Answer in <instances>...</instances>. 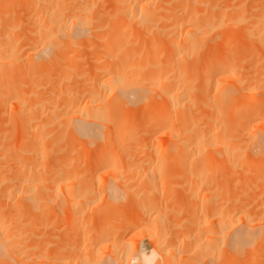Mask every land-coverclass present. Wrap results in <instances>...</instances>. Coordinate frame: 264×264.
I'll return each mask as SVG.
<instances>
[{
    "label": "bare ground",
    "instance_id": "1",
    "mask_svg": "<svg viewBox=\"0 0 264 264\" xmlns=\"http://www.w3.org/2000/svg\"><path fill=\"white\" fill-rule=\"evenodd\" d=\"M112 1L110 3L108 0H0V105H3L2 109L4 107V110L2 111L5 113L8 111L6 107L11 105V112L9 109L10 113L6 114L8 115V121L6 120V122L13 123V129L11 128V132L7 134L10 141L8 140L9 142L5 143L3 142L4 139H0L2 141H0V264H52L53 257L56 261L60 259L58 261L60 264H71V261L68 263L70 259H67L69 253L62 256L59 253L60 250H58L57 256H53L54 252L51 251L50 245L45 244L46 241H44L48 239V233H50L47 230L50 227V223L47 222L50 221L46 222V217L53 213L54 207H52L53 203L50 198V191H53V186L47 185V182L42 183L44 179L49 178L50 174V171L44 168L50 158L43 145L46 142V136H49L54 128L58 126L62 127L59 137H66L65 140L69 137L68 141L74 139L80 141L82 137L88 139V143H95L98 138L101 139L98 140L100 142L95 156L96 163L102 162V160L105 161L106 157H113L114 160L123 157L131 158L130 160H133L132 158L141 159L154 151L158 155L171 154L177 158H209L210 156L216 158L215 161L219 163L222 161L220 166L226 170L223 168H220V170L227 172L226 180L223 177L226 181L224 190L228 194L225 195V201H227L225 203L226 207H224V211L227 208L225 217L222 215L223 220L221 219L224 221H221V223H224L223 228H225L226 234L224 238L227 244L226 258L228 259H226L225 264L227 262L228 264H236L240 261L239 264H264V184L259 182L264 183L262 180L264 175L261 172L264 170V107L254 106L257 99L258 102L260 100L263 102L261 105H264L263 69L258 76L262 83L258 80L260 83L258 84V77L254 75L255 71L262 68L264 61L259 60V56H257L259 52L264 54V11H259L260 14L254 12L256 16L251 13L255 17V20L253 18L254 21L247 18L249 15L246 16L247 14H245L248 12L246 7H243L246 11L241 8L244 13L239 11V17L236 21L243 20V22L237 27H245L243 31L245 30L246 36L251 35L250 32L252 31L254 32L252 35H256V37L259 33L256 34V31H261L263 36L260 35L259 38L261 39L257 37L256 40L254 36H252L254 37L253 40L252 37H248L253 44H256V41L260 42H257V44L259 43L258 46L256 45L257 47L252 45L255 47L252 50V53H254L252 58L256 56L255 61L259 60L261 63L257 64V62L256 65L261 67L257 66L258 69L254 70L256 65L253 62L254 67L250 66L252 69L247 68L246 61L248 60L249 65H252L250 64L251 61L249 57L245 60L244 53L241 52L238 59L240 58L241 64L245 62L244 66L241 65V68L245 67V72L242 73L238 63L240 60L235 55L238 64L230 57V54L223 58H221L222 56L217 58L219 54L218 56L216 54L217 59L214 57L213 63L209 62L208 59L212 56L208 55V59L203 61L205 64L203 62L199 63L201 62L199 60L203 58L201 56L202 51H200L201 58L198 56L199 50H204V48H201L203 47L202 42L197 36L210 33L213 29L218 28L224 20L217 22L212 20L214 16H211L213 17L211 18L209 14H207L208 16L204 14V17H199L198 6L195 5V8L194 3L192 8L197 12L191 11L193 9L190 7V0V4L187 0H171V2L169 0V4L167 1L165 5L166 7H164L166 1L163 0H159V2L161 1L159 7L158 0ZM102 2L103 4L107 2L105 5L110 3L111 7H109L112 9L108 10V7L106 8L103 5L101 7ZM238 3L236 2L233 5L237 4L239 7L241 2ZM161 4L164 8L161 7ZM99 6L102 10L99 9ZM15 7L18 8L15 9ZM160 7L163 12L166 11L164 15L169 20L163 17V14H158L162 13ZM10 9H15L16 13L14 10L13 13L14 16L18 14L16 18L10 19ZM100 10L103 12L101 13ZM104 11L107 12H105L106 15L109 13L106 16L108 19L106 22L100 23L105 16ZM167 11L170 12L171 18L167 15ZM164 18L166 20L161 21ZM218 18L221 19L222 16H218ZM247 19L250 26V28H247L249 32L246 29L248 22L244 23V20ZM250 21H253L252 25L258 30L251 28ZM132 25H138L148 35L154 33L156 37L154 34L153 38V35L142 36L139 33H136L135 36L131 33ZM20 27L23 29V34L26 33L24 36L21 32L22 29H19ZM25 27L27 28L26 31ZM16 29L21 33L16 34ZM232 30L230 29V31ZM138 35L144 40L141 41L143 44L146 43V40H148V44L151 41L152 45L145 44L146 47L148 46L145 47L147 50L150 47L148 54L144 52V45L142 47V44H135L137 42L134 40L137 41ZM18 37L25 40L23 44L20 39V43L27 47L22 52L14 51V41H17ZM140 37L139 43H141ZM143 37H146V39ZM93 41L102 43H100L102 48L98 44L102 51L99 53V49H96L98 54L95 58V55L93 56L96 63L92 60L95 66L93 62L94 67L92 64L90 65L94 68L93 71H88L87 67L86 71L89 73L87 74L86 71L84 72L78 68L82 71L80 72L76 68L77 60L80 57L83 58L79 52L84 47L86 48L88 44H93L91 46L94 47ZM240 45L243 48L242 44ZM131 46H133V50L130 49ZM67 50L71 52H67L70 53V55L68 54L69 57L65 56ZM215 53H218V51ZM211 54L214 53L211 52ZM53 55H55L54 58ZM86 58H89L88 54ZM66 59L69 61H66ZM192 60L197 64H202L203 68L195 66ZM54 63L57 67L52 69L48 74L49 76L47 78L40 76L37 81L39 87L43 86L41 84L45 79H47V82L49 80L50 82L53 81L50 90V87H47L48 91L45 89V92L40 94V88L38 87L37 90L39 91H37L35 85L33 86L35 89L33 88L34 90L31 92H25L23 84L20 87L19 79L15 76L18 74V70L26 69L28 72H34L35 70L38 71L37 68L44 67L43 70L47 69V64L49 67V64L54 67ZM207 63H210V65ZM193 66L196 68H192ZM15 69H18L16 70L17 74L14 73ZM26 70L23 73L24 78L28 77ZM53 70H55L54 73ZM251 70L255 73L253 74ZM246 71L251 73H246ZM31 77L33 78V76ZM75 77L80 80L73 82L76 86L71 88L67 81ZM198 79H202L200 83ZM16 81L18 82L16 83ZM25 86H27V83ZM26 90L28 91V89ZM42 90L44 91L43 88ZM30 94L37 97L31 99L33 102L28 99ZM259 97H263V100ZM57 98L60 101H56ZM157 100L158 102L160 100V107L158 108L153 105ZM59 102L61 105H59ZM118 103L121 105L120 109L117 106ZM134 105L138 107L137 113L134 110L136 115L131 116L132 113L129 111L135 107ZM145 110L148 112L146 113L148 118H146L147 120L143 119L144 122L141 119L144 117ZM177 113L179 114L177 115ZM196 115H199L202 119L194 118ZM112 117H115V119L109 122L108 118ZM139 129L141 131L138 133ZM42 131H46L47 134L43 136ZM5 133H2L3 138H5ZM68 133L69 136L67 137ZM162 136L170 137L171 143L167 144L162 140ZM30 144H34V147ZM114 147L116 149L112 150ZM86 150L83 148L79 157H84ZM71 152L68 147L63 150L64 155ZM38 157L43 158L45 164L39 162ZM74 164L73 166H76ZM214 166L220 167L218 164ZM46 167H50V165ZM210 167L212 168L213 165ZM210 167L209 169H211ZM260 167H262L260 169L261 173L259 172L261 175L257 172ZM213 168L215 169V167ZM256 168L258 169L256 170ZM57 169L55 175L63 177L65 169L61 171ZM254 169L257 172L255 174H253ZM249 171H251L250 174ZM243 172L245 174H242ZM215 173L213 177L217 175ZM246 176L254 179L249 180ZM257 177L261 179L259 180ZM219 178L221 179V177ZM209 179L211 178L209 177L207 181ZM212 179L214 181V178ZM255 179L259 180L260 185L256 184ZM72 180L67 181L66 184L63 182L60 184L62 193L71 205L72 191H74V186L78 185L76 184L78 179H75L76 181ZM216 180L218 181V179ZM81 181L78 182L80 194L75 198V202L78 204L77 208L79 204L90 199L89 196H86L88 192L86 194L81 193V188L85 185L84 182V185H82ZM210 181L208 182L209 185ZM244 181L246 185L242 188L241 185ZM247 181H250L252 185ZM205 182H201L202 188L205 187ZM221 184L222 187L223 184L225 185L224 182ZM251 186H257L258 193H256V187L251 188ZM238 187L244 191L236 189ZM248 188H251L254 194L256 193L259 198L257 201H255L257 197L252 192L249 193ZM232 189L234 191L238 190V193L233 192L234 196L232 195ZM245 192L249 193L254 199L249 195L246 197ZM237 194H240L241 197ZM248 196L252 201L249 200ZM119 197L116 196L117 200L121 199V195ZM239 198L243 200V204ZM245 199L249 200V204ZM253 200L255 204L263 200L260 201V205L256 204L258 209H255V206L252 208L254 205ZM142 202L140 203L142 204ZM235 202H239V205ZM115 203L116 201H106L105 197L101 203L95 204V212L99 216L98 219L103 220H101L103 225L105 224L104 221H110L118 213L123 214L124 218L119 220V223L113 228L101 229L100 227L102 231L99 229L100 231L96 232L95 235H89L90 241L85 242L84 249L79 254L76 264L124 263L121 262L122 254L120 256V251L116 246L112 247L114 243L111 244L108 239L116 238V234L121 229L133 227L140 222L133 218L136 216L131 215H136V212H133L135 209L131 208L132 205L128 204L122 208L118 203ZM147 205L149 204L144 205L143 213L140 212L142 221L149 215V208L151 207ZM104 212L106 217L103 214ZM130 215L131 217L128 219ZM43 219L45 222H43ZM210 223H213V220ZM110 229H114V231L110 232ZM172 240V237H168L167 242ZM185 241L190 245L188 254H191V256L197 254L198 251L193 243ZM105 249H108L109 252H106ZM157 249L158 247L148 253L144 249L138 251L136 248L132 251L131 261L134 264H156L161 255ZM188 254L181 256V259L187 261ZM233 257L235 259H232ZM243 257H246L245 260H243ZM163 258L166 264H173L168 255H164ZM56 261L54 262L57 263Z\"/></svg>",
    "mask_w": 264,
    "mask_h": 264
},
{
    "label": "rangeland",
    "instance_id": "2",
    "mask_svg": "<svg viewBox=\"0 0 264 264\" xmlns=\"http://www.w3.org/2000/svg\"><path fill=\"white\" fill-rule=\"evenodd\" d=\"M108 1H110V3H111L112 0H108ZM163 1H166V2H164L165 4L163 3L164 7H166L165 5H166L167 1L169 4V0H163ZM172 1H174V0H172ZM193 1L194 0H192V2H191V0H190L191 6L190 5L189 6L191 7V9H193L192 7L195 5L198 6L197 8L199 9L198 10L199 17H204V14H205V16H208L207 14H209L210 17L214 16V19H212V20H216L217 22H222V20H224L222 22V24H220V26H218V28L213 29V31H211L210 33L202 34L201 36H197L198 39L202 42L203 47H201V48H204V50L203 49L199 50L198 56L200 58H201V56L204 58V59L202 58L201 60H199V61H201L199 63L206 61V59H208V57H207L208 55L212 56V58L209 57L210 59H208V60L210 63H213L214 59L218 56V54H219V56L217 58H219L221 56H222L221 58H223V57L229 56V54H230V57L235 60L236 58L238 59L239 55H241V52H242V54L244 53V56L246 59L244 58V56H243V58L245 60H247L248 59L247 57H249V60L252 62V63L250 62V64H252V65H249L248 60L246 61L247 64H245V62H243V60H242V62L246 65L247 68L250 66L254 67V65H256L257 62H258L257 64H259L260 63L259 60H264V57H262L264 55V54H262L263 52H261V53L259 52L261 57L259 54H257V56L260 57V58L258 57V59H259V60L257 59L258 61H255L256 56L254 57L255 59L252 58L254 56V53H252V50L255 48L252 45L258 46V44L260 42L256 41L255 42L256 44H253L252 41L248 39V37H250V38L252 36L256 37V35H252L254 32L252 31V32H250V33H252L251 35L246 36L245 30L243 31V28H245V27H241V26L237 27V26L242 24L243 20L236 21L237 18L239 17V11H240V13H244L243 11L245 9H243V7L244 8L246 7V10L248 11L245 13V14H247L246 16L249 15V17H247V18L249 20H250V18H251V20H253V18H254V20H255V17L252 16L251 13L257 12L256 14H258V13L260 14V12H263L264 11V0H196L194 2ZM158 2H159V0H158ZM160 2L157 3L158 7L160 5ZM170 2H171V0H170ZM187 2H188V4H190L189 0H187ZM236 2H237V4H239L238 2H241L239 7L237 4L233 5ZM105 3H107V2H104V4L102 2L101 7L103 5L106 8L108 7V10H111L112 8H110L111 7L110 3H108L107 5H105ZM112 3H113L112 5L114 6L113 1H112ZM193 3H194V5L192 6ZM241 5H243V6H241ZM162 6L163 5L161 4V7ZM168 6H170V5H168ZM101 7L99 6V9ZM161 7H160V11H162V13L160 12L158 14H163L162 16L165 17L164 14H166L165 13L166 11L163 12V10H161V9L164 7H162V8ZM17 8L18 7H15V9H17ZM195 8H196V6H195ZM241 8L243 9V11H241ZM15 9H10V11H9L10 19L16 18V16L18 15V14H16L14 16L13 10L15 12ZM101 10H102V8H101ZM108 10H107V12H109ZM166 10H167V8H166ZM19 11H21V9H19ZM188 11L189 12H191V11L197 12L194 9L191 11L188 9ZM102 12L103 11H101V13ZM105 12L106 11H104V13ZM106 13L104 14L105 16L103 17V20L100 23H104L107 21L108 17H106V16L109 13L107 15H106ZM256 14H255V16H256ZM167 15L170 16L169 11H167ZM218 16L219 17L222 16V18L220 19V18H218ZM158 17L160 19L159 15H158ZM165 18L163 20L161 19V21L168 19V18H166V19ZM170 18H171V16H170ZM211 18H213V17H211ZM101 19H102V17H101ZM239 19H241V18H239ZM244 19H246V18H244ZM248 19L244 20V23L246 21L248 22V23L246 22L247 25L249 24ZM252 22L250 25H252ZM167 23H169V21H167ZM218 25H219V23H218ZM244 25H246V24H244ZM247 25H246V29L250 28V26L249 25L247 26ZM22 27L24 28V26H22ZM252 27L256 28L253 25L251 26V28ZM19 29H22V28L20 27ZM26 29L27 28L25 27V31H26ZM230 29H233V30L230 31ZM253 30H258V29L256 28ZM225 31H227V32H225ZM18 32H19V34L22 32L23 36H24V34H26V33L23 34V29L21 32L17 30V33L16 32L15 33L18 34ZM28 32L29 31L27 30V33ZM213 32H215L213 34L214 36L212 35ZM247 32H249V29H247ZM131 33L135 34V36H136V33H139L142 36H152L154 34V33H151L148 35L147 32L144 29H141L138 25H132ZM255 33L256 34L258 33L257 37L259 38V36L261 35V31H256ZM247 34H249V33H247ZM140 35H138V36L140 37ZM154 35H153V38H154ZM242 35L243 36L245 35V36L243 37ZM18 36H20V35H18ZM139 37H138L137 41L134 40L135 42H137L135 44H137V45L142 44V47L144 45V48L146 47V45L149 46V44H151V41L149 44L147 43L148 40L145 41L146 43L144 42L146 45L143 44L142 42L144 40L141 39L142 37H140V39H141L140 42L141 41L142 42L139 43L138 42ZM155 37H156V35H155ZM254 37H252V40ZM257 37L255 38V40L257 39ZM20 39H21V37H18L17 41H14V44H15L14 51L15 52H22V51L27 49V47L25 45H21L22 43H20V42L22 39L21 40ZM144 39H146V37ZM151 39H152V37H151ZM151 39H149V40H151ZM259 39H261V38H259ZM238 41H239V43H238ZM22 42L24 44L25 40L23 39ZM93 42H94V47H92L93 44L90 43L92 46L88 44L86 46V48L84 47V49H81V52L84 51L83 52L84 54L79 52L80 56H83L84 59L82 57H80L81 59L79 58L77 60V62L75 61L77 64V67H76L77 69L80 68L82 71L85 72L87 70V67H88V71H90V70L93 71V69H94L93 67L95 66V63H96L95 60L93 59V56L95 55L94 56V58H95L98 54V50H96V49H99V53H101V51H102V49H101L102 43L101 42L97 43L98 41L97 42L93 41ZM257 42H259V43L257 44ZM95 43H97V44H95ZM237 43L239 44L238 46H237ZM98 44L101 45V48L98 47ZM240 44H242L243 48L241 47ZM243 44H246L245 46H247V47H245ZM208 45L211 47H209ZM232 45H235V46H232ZM207 47H209V48H207ZM132 48H133V46H131L130 49L133 50ZM149 48H148V50H150ZM225 48H226V50H225ZM230 48H232L231 51H229ZM145 49H144L145 54H148L149 53L148 50L146 49L147 50V52H146ZM209 49H210V51H209ZM219 50H221L222 52ZM96 51H97V53H96ZM200 51H202L201 56H200ZM217 51H218V53H215ZM67 52H70V50L69 51L67 50L66 55H65L66 57H69L68 54L70 55L71 52L70 53H67ZM211 52H213L215 55L211 54ZM227 52H229V53L227 54ZM237 53H238V55H236ZM87 54H88L90 59L86 58ZM216 54H217V56H216ZM55 55H56V53H55ZM55 55H53V58L55 57ZM163 55H160V56H163ZM234 55L236 58L234 57ZM166 57H167V54H166ZM166 57H159V58L165 59ZM240 57H242V56H240ZM243 58H241V59H243ZM212 59H213V61H212ZM92 60H94L95 63ZM238 60H240V58ZM238 60H237V62H238ZM66 61H69V60L66 59ZM192 61H194V60H192ZM192 61H190V62H192ZM92 62L94 63V66H93ZM235 62H236V60H235ZM240 62H241V60L238 62L240 64V71L243 73V72H245V70H244L245 67L241 68V65L244 66V64H241ZM86 63H87V65H86ZM194 63H195V66H197V67L201 66L202 67V64L201 65L199 63L197 64V62H195V61H194ZM203 63L205 64V62H203ZM210 63H207V64L210 65ZM91 64L93 67L90 66ZM207 64H206V66H208ZM49 65H50V67L47 64V67H48V68L46 67L47 69L43 70L44 67H42L40 69L37 68L38 71L35 70L34 72L33 71L28 72L25 69L27 71L26 73H28V75L26 74L28 76L26 78H24L25 76L23 77V75H24L23 73H25V70L15 69L14 70L15 74H17L16 70H18V74L15 76H17L19 79L20 87H22L24 85L23 87H24L25 92H31L35 88H36V90L40 88V91H41L40 94L45 92V89H46V91H48L47 87L48 88L50 87L49 88V90H50L51 87L53 86V83H54L53 81L50 82V80H49L47 82V79H45L41 84L43 86L39 87L37 85V81H38V78L40 76H45L47 78L49 76L48 74L52 71V69L57 67L56 63H54V67L51 64H49ZM195 66H193L192 68L195 69L196 68ZM257 66L258 65H256L254 67L255 68L254 70L258 69ZM258 67H261V66L259 65ZM250 68L252 69V67H250ZM80 69H78V70H80ZM55 70H53V73ZM81 70H80V72H82ZM261 70L264 74V61L262 63V68L259 71H255L256 73L257 72H259V73L256 74L253 70H251V71L253 72V74L255 73L254 75H257V77H258L259 74L262 73V72H260ZM249 71H250V69H249ZM249 71H246V73ZM20 73H21V75H20ZM86 73H87V71H86ZM249 73H251V72H249ZM87 74H89V73H87ZM30 75L33 76V78ZM257 77L255 76V79ZM262 77H264V75ZM23 79H28V80L24 81ZM35 79H36V81H35ZM78 79H79L78 77H75V78L67 81V83L70 85L71 88H73L74 86H76V84H74L73 82H75V81L77 82ZM201 80L202 79H198L199 83ZM258 80H260L259 77L257 78V81ZM262 80H264V78ZM262 80H260V83H262L261 82ZM17 82L18 81H16V83ZM26 83H27V86H25ZM257 83L260 84L259 81ZM34 85H35V88L33 87ZM261 85H263V84H261ZM25 87H27V88H25ZM42 88L44 89V91L42 90ZM26 89H28V91ZM37 91H39V90H37ZM192 94H194V92H192ZM33 95L34 94H30V96H28V99L30 102L33 100L34 97H36V96L33 97ZM31 96H32V98H31ZM263 97L262 98L259 97V98L263 100ZM56 101H60V99L57 98ZM56 101H54V103L58 104V102H56ZM257 102H258V99H257L256 103L254 102V106L258 105V106L264 107V105H261V104H263V102L261 100L258 103ZM159 104H160V100H159V102L157 100V102L153 103V105L157 106V108L160 107ZM59 105H61L60 102H59ZM136 105L138 106V104H136ZM0 106H1L0 107V139L1 138L4 139L5 141L3 140V142L7 143V141L9 140V137H7L8 136L7 134H9L11 132V128L13 129V123L8 122L9 123L8 124L6 122L7 117H8V115H6V114H9L11 112V105L10 106L8 105L9 107L8 106L6 107V109L8 108V111H6V113L4 111H2V110H4V107L2 109L3 105H0ZM117 106L120 109L121 105L119 103L117 104ZM137 106L133 107V109H132L133 111L132 110L129 111L132 114H130L128 112V115L130 114L131 116H135L137 113V108H138ZM148 108L146 109L147 111L150 109V108L149 109ZM9 109H10V112H9ZM134 110H136V113L134 112ZM146 110L144 111V114H143L144 117L142 116L143 118L141 120H143V119L147 120L146 118H148V117H146L147 116L146 113H148V112ZM178 114L179 113H177V115ZM193 115H195V113H193ZM187 118H188V116H187ZM194 118L202 119L199 115L194 116ZM114 119H115V117L108 118L109 122H112ZM142 124H143V122H142ZM61 129H62V127H60V126H58L57 128H54V131H52L49 134V136H46V138H45L46 142L43 145V146H45L44 148L48 152L49 158H50L49 159L50 161L48 160V163L46 165H44V168L46 170L50 171V174H49V178L44 179L42 183L47 182V185L53 186V191H50V198L52 199V203H53L52 207H54L53 213H50L46 217L47 218L46 222L50 221V222H47L48 224L50 223V227H48L49 229H47L48 232H50V233H48L49 234V237H48L49 240L45 239L44 241H46L45 244L50 245V247L52 249L51 251L54 252L53 256L54 255L57 256L56 254L58 253V250L61 251V252L59 251V253L62 256L65 255V253H66V255H67V253H69L67 256L70 258H68L66 256L67 259H70V260H68V263H69V261H71V264H76L78 262L79 254L84 249L85 242H88L89 237L93 236L91 234L95 235L96 232L98 233L102 228H104V229L105 228L109 229L111 227L113 228V226H116L119 223V220H122L124 218L123 214L118 213V214H116V216L113 217V219L111 218L110 221H107V222L104 221L105 226L103 225V222H101L102 219L101 220H100V218L98 219L99 216L95 212L96 211L95 206L97 205L96 203H98V202L101 203V201H103L106 197V201H111V202L116 201V203H118L119 206L122 208H124L128 204L132 205L133 207L131 206V208L135 209V211H133V212H136V215L135 214H131V215L136 216L133 218L137 219L138 222H140L137 225H134L133 227L130 226V227H127V228L125 227V228L121 229L116 234V238L108 239V242H111V244L114 243L112 245V247L116 246V248L120 251V253H119L120 256L122 254L121 262H124L123 264H128V263L134 264L131 261L132 260V257H131L132 251L134 249L137 248L138 251H141V249H144L145 251H147L149 253L153 250H156V247H158L157 250L161 253L159 258L157 259L156 264H166V262L163 258L164 255H168L173 264H193V263L194 264H225L226 263V259H228V258H226V255H227V253H226L227 247L226 246H227V244H226V239L224 238V237H226L225 236L226 234L224 231L225 228H223L224 223H221V221L223 220L222 215L225 217V213H226L225 211L227 209L226 208L224 211V207H226L225 203L227 202V201H225V198L228 194H226L225 193L226 190H224L226 187V181H224V177L226 180L227 172L225 173L224 171L226 169L224 167L220 166V163L222 161H220V163H219L218 161H215L216 158L213 157L214 158L213 159L210 156H209V158H206V157H204V158H201V157L200 158L199 157L198 158H195V157H190V158L178 157L177 158L176 156H172L171 154L158 155L157 152L154 151V152L146 155L144 158H141V159L132 158L133 160H130L131 158L123 157V158H117L114 160L113 157H109V158L106 157L105 161L102 160V162H104V163H102L101 161L96 163L95 156H96V153L98 152L97 148H98V144L100 142L98 140H101V139L98 138V140L95 143H88V139L82 138V137L80 138V141L76 140V139H74L73 141H68L69 140L68 136H69L70 132L67 135V137H68L67 140H65L66 137H63V138L59 137ZM140 131L141 130L139 129L138 133ZM4 132H6L4 134L5 138H3L4 136L2 134ZM42 134L44 136L47 133H46V131H42ZM102 136H103V134H102ZM161 138H162V140L167 142V144L171 143L170 137L162 136ZM30 145L34 147V144H30ZM67 147L72 152L64 155L63 150H65V148H67ZM83 148L87 149L86 154L84 157H79L81 155ZM114 149H116V147H114L112 150H114ZM136 159L139 161H137ZM211 159H212V161H211ZM38 161L45 164L43 158L38 157ZM213 162H215V163H213ZM51 163H53V164H51ZM73 163H75L76 166H73ZM216 163L220 167L214 166V165H217ZM209 164H210V166L213 165V167H215L216 171L213 167L211 168L210 166H208ZM48 165H50V167H46ZM209 167L212 170L209 169ZM56 168H58L60 171L62 169L63 170L65 169V173H64L63 177H57L55 175ZM220 168H223L225 170H222V169L220 170ZM261 168L262 167H260L259 169L256 168V170L257 169L259 170V171L257 170L258 173L261 171L260 170ZM217 169H219V170L217 171ZM251 170H253V169H251ZM263 171L264 170L261 171L263 173L262 175H264ZM213 172L214 173L216 172L215 175L217 174L215 177H213V175H214ZM250 172L251 171H249V174H250ZM257 172H255V169H254L253 174H255ZM237 174H239V173H237ZM237 174H235V175L237 176ZM242 174H245V173L243 172ZM242 174H241V176H242ZM260 175H258V176H260ZM247 176H246V178H247ZM251 176H253V175H251ZM201 177H203V178H201ZM209 177L211 179L214 178V181H213V179L212 180L209 179V181L211 180L210 185L208 183L209 181H207ZM219 177H221V179ZM253 177L256 178L255 176H253ZM215 178L218 179V181ZM254 178H252V179H254ZM257 178L259 179V177H257ZM75 179H78L77 180L78 182L82 180L81 181L82 185H84L83 182L85 183L86 187L84 185V187L81 188V193L86 194L88 192L86 194V196L90 197V199H88L87 202H83V203L79 204L78 208H77L78 204L75 202V200H76L75 198H77V196L80 194L79 183L77 182L76 184H78V185L76 187L74 186V189H73L74 191H72L73 197H70L72 199V202H70V203H72V205L69 204V202H67L68 199L66 200V197H65L64 193H62V190L60 188L61 182L66 184L67 181H69V180L76 181ZM247 179L252 180L249 177ZM262 180L264 182V177ZM204 181H206L205 184L203 183L205 185V187L202 188L201 182H204ZM258 181L256 184L260 185L259 182H261V184H264V183H262V181H259V182ZM223 182L225 183V185L223 184V187H222L221 183H223ZM244 182L241 185V187L246 185V182H245V184H244ZM248 182H250V181H247V183ZM254 182H253V184H254ZM249 184H251V182ZM249 184H247V185H249ZM256 184H254V185H256ZM197 186H199L200 188ZM152 187H154V188H152ZM246 187H248V186H246ZM253 187L254 186H251V188H253ZM255 187H254L255 189L258 188L257 186H255ZM251 188L250 189L248 188L250 190L249 193L252 192ZM236 189H239V187ZM234 190H235V188H234ZM234 190L232 189V195L233 196H234L233 192L238 193L237 192L238 190H236V191H234ZM242 191H244V190H242ZM245 191H246V189H245ZM256 191L255 192L258 193V189ZM241 193L243 194V192H241ZM249 193L247 194L245 192L244 194L247 197V195L250 196ZM252 193L254 194V192H252ZM256 193L254 194L255 196H256ZM72 195H70V196H72ZM119 195H121V199L117 200ZM237 195L241 197L240 194H237ZM116 196H117V198H116ZM250 197L252 199H254V197H252V196H250ZM251 198L249 200L252 201ZM239 199H241V198H239ZM242 199H244V198L242 197ZM242 199H241V202L243 201ZM255 199H256L255 201H257L259 198L257 197ZM245 200H247V199H245ZM249 200H247V203ZM147 201H148V203H146ZM255 201L253 202L254 205L252 206V208H254V206H255V209H258V207L256 206L257 202L255 204ZM260 201H263V200H260ZM260 201H258V202L261 204ZM140 202H142V204ZM65 203H68V204H65ZM143 203L149 204L147 206H150L151 208H149V215H147L145 220L142 221L140 219V212L143 213L142 211L145 209V206H146V204H143ZM150 203H151V205H150ZM235 203L236 204L238 203V205H239V202H235ZM235 203H234V205H236ZM244 203L246 204V202H244ZM250 203L253 204L252 202H250ZM232 204H233V202H232ZM242 204H243V202H242ZM66 205H68V206H66ZM212 206H213V209H212ZM64 207H66V208L64 209ZM70 207H72V208H70ZM259 208H261V207H259ZM103 214H105V212ZM138 214H139V217H138ZM131 215L128 216V219H129V217H131ZM104 216L106 217V214ZM133 218H130V219H133ZM44 219H43V222H45ZM210 219L213 220V223H210V221H211ZM97 222H99V223H97ZM208 222H209V224H208ZM222 222H224V221H222ZM106 226H108V227H106ZM100 227H101V229H100ZM94 230H96V231H94ZM112 231H114V229H110V232H112ZM168 237H172L173 240L170 242H167ZM185 240L191 241L193 243V246L198 251L197 254L192 255V256H191V254H188V250H190V245L187 244L188 242L186 243ZM184 242H185V244H184ZM55 250H56V252H55ZM105 251L109 252L108 249H105ZM62 252L64 254H61ZM187 254H188V260L183 261V259H181V256H184ZM234 257L232 259H235ZM54 258L55 257L52 258V264H60V262L58 263V261L60 259L56 261V259H54ZM243 258H244L243 260H245L246 257H243ZM53 259L57 263H55L53 261ZM127 259H129L128 263H127ZM234 261H237V260H234ZM108 263H109V261H108ZM111 263L113 264V262H111ZM239 263H236V264H239ZM227 264H228V262H227Z\"/></svg>",
    "mask_w": 264,
    "mask_h": 264
}]
</instances>
